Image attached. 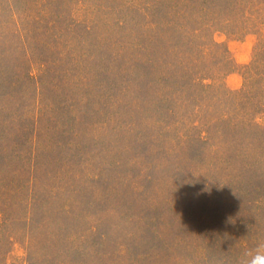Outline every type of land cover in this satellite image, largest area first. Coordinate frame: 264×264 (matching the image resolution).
Here are the masks:
<instances>
[{"label":"rangeland","instance_id":"obj_1","mask_svg":"<svg viewBox=\"0 0 264 264\" xmlns=\"http://www.w3.org/2000/svg\"><path fill=\"white\" fill-rule=\"evenodd\" d=\"M195 2L0 0L7 264H243L264 243V0H213L196 28Z\"/></svg>","mask_w":264,"mask_h":264},{"label":"trees","instance_id":"obj_2","mask_svg":"<svg viewBox=\"0 0 264 264\" xmlns=\"http://www.w3.org/2000/svg\"><path fill=\"white\" fill-rule=\"evenodd\" d=\"M196 2V13H195V17H193L196 21V27H201L203 25L206 24L207 22V15L210 14L211 9L209 8V6H211L210 2H213V0H195ZM94 244V240L92 241ZM96 243V241H95ZM98 243V242H97ZM2 244V241L0 240V245ZM101 243L98 244V247H100ZM0 249H2V247H0ZM99 250H95V252L97 253ZM94 252V250H92V254H96ZM7 253V250L5 249V252H3V254L0 253V264H7L6 263V259H5V255ZM81 253V254H80ZM79 253V255L73 256L72 259L76 262V264L81 263L79 260L83 257V255L85 254H89L91 253L90 247L85 248L84 250H82ZM35 255V256H34ZM51 257L46 258V254H37L35 251L33 254H30V256L26 257V259L24 260V263L22 264H62V262H56V256L54 254H50ZM53 255V256H52ZM82 255V256H81ZM81 256V257H80ZM85 259V258H84ZM15 264V263H14Z\"/></svg>","mask_w":264,"mask_h":264},{"label":"clouds","instance_id":"obj_3","mask_svg":"<svg viewBox=\"0 0 264 264\" xmlns=\"http://www.w3.org/2000/svg\"><path fill=\"white\" fill-rule=\"evenodd\" d=\"M243 264H264V243L258 244L257 247L245 254Z\"/></svg>","mask_w":264,"mask_h":264}]
</instances>
